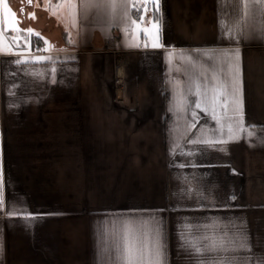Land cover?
I'll return each mask as SVG.
<instances>
[{
  "label": "crops",
  "instance_id": "crops-1",
  "mask_svg": "<svg viewBox=\"0 0 264 264\" xmlns=\"http://www.w3.org/2000/svg\"><path fill=\"white\" fill-rule=\"evenodd\" d=\"M81 2L0 5L34 30L0 34V264H115L127 230L145 264L157 231L163 264H264V0Z\"/></svg>",
  "mask_w": 264,
  "mask_h": 264
},
{
  "label": "snow or ice",
  "instance_id": "snow-or-ice-1",
  "mask_svg": "<svg viewBox=\"0 0 264 264\" xmlns=\"http://www.w3.org/2000/svg\"><path fill=\"white\" fill-rule=\"evenodd\" d=\"M28 2L31 3V0H28ZM155 3H156V10H159V0H155ZM0 5H5V0H0ZM64 6L69 9H76L78 7L76 4L72 3V0H64ZM96 6L97 4L95 3V0H82L81 4L79 5V7H83V8H92ZM111 6L115 8L114 3ZM57 7H60V4H57ZM132 7H135V4H133ZM247 9H248V5L247 2H245V8H244L245 18L247 17ZM29 16L30 18H34L33 13H30ZM19 23L20 21L17 19L16 13L13 12L11 9H9L7 6H5L3 11V17L2 19H0V34H2L4 31H8L10 33H18L21 31H26L29 34L33 33L34 30L30 28L25 30L20 29ZM237 28L239 29L240 25H237ZM154 46H158V45H154ZM3 51H4V41L0 40V53H2ZM229 55H232V53H229ZM36 59L39 60L43 58L37 57ZM17 62L19 63L20 61ZM225 94H226L225 87L223 86L219 87L218 90L214 91L213 96L211 97V102L213 104L216 103L227 104L229 101L224 99ZM230 102L233 105H235L234 114L238 117L239 122L242 126L243 125L242 101L240 99L239 89L236 86L235 76H234L233 91L231 94ZM196 106L197 108H200L201 104L198 102ZM202 110L205 112L208 111L207 107H204ZM13 214L14 213H9V215H13ZM115 249L117 255V260L115 261V264H145V260H144L145 247L141 237L135 231L127 230L126 232H124L123 235L117 240ZM196 251L199 252L200 250L196 249ZM147 257H148L147 264H157V261H155L153 257H159L160 259L158 261V264H163V248L160 243L158 231L156 233V238L154 242H150L147 247Z\"/></svg>",
  "mask_w": 264,
  "mask_h": 264
},
{
  "label": "rangeland",
  "instance_id": "rangeland-1",
  "mask_svg": "<svg viewBox=\"0 0 264 264\" xmlns=\"http://www.w3.org/2000/svg\"><path fill=\"white\" fill-rule=\"evenodd\" d=\"M144 32H146V31H144ZM142 41H143L142 43L144 45H146L148 43L150 44V41L147 40V39H143ZM37 46L38 45H34L33 49L36 52H38V53H42L41 49L39 50ZM76 46H78V47H88V46H91V45H90L89 42H85L84 40H79L76 43ZM46 51H48V50H46ZM43 53H45V52H43ZM137 96L138 95L136 94V91H135L133 97L131 96L129 100H126V97H127V94H126V95H124V99L121 100V103L120 104H122V105H128V107L129 106H134L138 102V97ZM263 148L264 147H254L252 150H250L251 151L250 154L252 155V158H253L252 160H254V162H253V165H254L253 166V171H256L257 170V172H258L257 174L259 175V176H257V177H259V179L257 178L258 179V182H259V184L264 189V157H262V156L259 155V154H263L264 153ZM209 151L210 152H216V147H210L209 148ZM146 152H147V150H146Z\"/></svg>",
  "mask_w": 264,
  "mask_h": 264
},
{
  "label": "built area",
  "instance_id": "built-area-1",
  "mask_svg": "<svg viewBox=\"0 0 264 264\" xmlns=\"http://www.w3.org/2000/svg\"><path fill=\"white\" fill-rule=\"evenodd\" d=\"M41 51H42V53L45 52V51H46L45 47H42V48H41ZM121 83H122V82L120 81V84H121ZM121 85H122V84H121ZM119 90H120V91H124V92H125V91H128V92H129V91H131V87H130V86H123V85H122V86L119 87ZM121 93H122V92H121ZM122 94H123V93H122ZM120 99H121V100L124 99V94H123V96H120ZM126 100H127V98H126Z\"/></svg>",
  "mask_w": 264,
  "mask_h": 264
},
{
  "label": "trees",
  "instance_id": "trees-1",
  "mask_svg": "<svg viewBox=\"0 0 264 264\" xmlns=\"http://www.w3.org/2000/svg\"><path fill=\"white\" fill-rule=\"evenodd\" d=\"M134 16H135L136 18H138V17L135 15V10H134ZM34 42L38 43V44H36V45H38L37 47H38L39 50H40L42 47H44V45L40 42V39L36 38ZM34 44H35V43H34Z\"/></svg>",
  "mask_w": 264,
  "mask_h": 264
}]
</instances>
